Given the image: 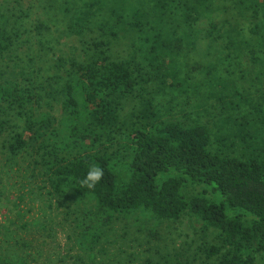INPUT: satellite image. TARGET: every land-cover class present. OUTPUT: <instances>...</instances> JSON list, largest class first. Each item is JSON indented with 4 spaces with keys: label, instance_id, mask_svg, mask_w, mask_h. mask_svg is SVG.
Listing matches in <instances>:
<instances>
[{
    "label": "rangeland",
    "instance_id": "obj_1",
    "mask_svg": "<svg viewBox=\"0 0 264 264\" xmlns=\"http://www.w3.org/2000/svg\"><path fill=\"white\" fill-rule=\"evenodd\" d=\"M197 3L203 14L193 22L187 17L186 25L183 0H1L0 26L8 47L0 53V83L18 82L46 101L65 83L73 60L94 55V41H107L113 57L141 70L140 86L110 106L114 124L104 118L97 122L103 141L111 134V144L106 141L111 150L134 126L185 120L207 126L212 149L264 159V0ZM252 3L260 6L263 22L256 33L250 30L257 21ZM3 119L0 257L19 252L30 256V264H72L75 255L66 257L71 244L67 219L71 222L74 214L68 213L74 208L48 194L30 155L9 158L8 134L24 121L15 113ZM123 161L119 181L128 174ZM203 190V185L188 184L184 192L190 198ZM26 222L29 227L23 226ZM158 230L153 239L133 222L116 223L106 230L97 259L88 264H143L148 259L226 264L223 254L207 255L224 241L217 230H204L198 218L185 214L177 221L164 220Z\"/></svg>",
    "mask_w": 264,
    "mask_h": 264
},
{
    "label": "trees",
    "instance_id": "obj_2",
    "mask_svg": "<svg viewBox=\"0 0 264 264\" xmlns=\"http://www.w3.org/2000/svg\"><path fill=\"white\" fill-rule=\"evenodd\" d=\"M183 2V23L188 25L187 17L193 22L203 13L197 2ZM249 7L257 19L250 30L256 33L263 25L261 9L257 3ZM92 45L94 55L73 60L65 83L46 101L18 82L0 83V133L5 116L15 113L24 121L8 134L9 158L30 155L48 194L61 206L74 208L68 213L74 214L71 222L67 219L71 244L66 257L75 255L72 264L95 261L106 230L116 223L133 222L157 239L162 221L190 214L204 230H217L223 238L222 245L207 251L209 257L223 254L226 264H264V159L212 149L207 126L185 120L134 126L111 150L113 145L106 144H111V134L103 141L97 122L104 118L114 124L110 106L140 86L141 70L134 62L113 57L109 42ZM7 47L0 26V53ZM122 160L128 174L119 181ZM92 165L102 167L104 177L89 190L80 181ZM188 184L203 185L204 190L188 198ZM231 210L251 217L232 215ZM29 257L16 252L0 257V264H30ZM186 262L148 259L143 264Z\"/></svg>",
    "mask_w": 264,
    "mask_h": 264
},
{
    "label": "clouds",
    "instance_id": "obj_3",
    "mask_svg": "<svg viewBox=\"0 0 264 264\" xmlns=\"http://www.w3.org/2000/svg\"><path fill=\"white\" fill-rule=\"evenodd\" d=\"M104 169L99 166L92 165L85 177L80 181L81 186L92 190L95 186L103 180Z\"/></svg>",
    "mask_w": 264,
    "mask_h": 264
}]
</instances>
